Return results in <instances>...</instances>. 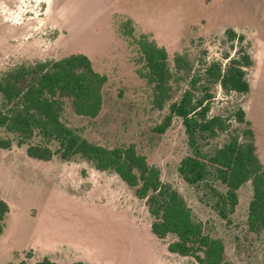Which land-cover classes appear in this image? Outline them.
I'll return each mask as SVG.
<instances>
[{"label": "rangeland", "instance_id": "obj_1", "mask_svg": "<svg viewBox=\"0 0 264 264\" xmlns=\"http://www.w3.org/2000/svg\"><path fill=\"white\" fill-rule=\"evenodd\" d=\"M127 20L133 37L123 33ZM231 30L243 40L230 41ZM142 34L167 49L172 66L176 53L187 55L191 75L213 60L226 62V53L242 48L251 55L249 92H226L213 85L210 114L230 118L231 133L249 127L264 165V0H0V77L22 64L86 54L107 77L102 108L90 118L77 115L67 103L63 121L92 142L134 144L161 169L163 181L184 196L195 218L224 241L229 264H264V232L247 226L251 182L240 187L235 211L223 219L213 207L211 189L192 186L179 173L180 160L190 151L181 119L174 118L164 132L156 128L188 83L182 81L163 108L153 107L135 41ZM239 107L249 125L232 116ZM226 137L220 132L204 140L203 148L212 150ZM0 138L13 139L11 148H0V197L11 208L0 235V264H35L45 256L61 261L85 253L117 255L122 264H195L193 259L175 263L168 257L173 236L152 234L154 219L145 201L116 173L99 171L81 156L63 160L56 154L40 161L29 157L27 144L19 145L3 128ZM212 184L226 189L218 181Z\"/></svg>", "mask_w": 264, "mask_h": 264}, {"label": "trees", "instance_id": "obj_2", "mask_svg": "<svg viewBox=\"0 0 264 264\" xmlns=\"http://www.w3.org/2000/svg\"><path fill=\"white\" fill-rule=\"evenodd\" d=\"M123 33L133 37L131 21L123 24ZM243 40L234 30L228 39ZM144 61L142 77L152 92V105L163 108L172 100L177 86L187 81L179 99L170 103L169 113L156 129L164 132L174 118H180L190 151L180 160L178 171L192 186L206 184L211 191L214 209L223 219L235 211L239 203L238 190L251 182L253 197L249 203L247 226L252 232H264V165L261 162L253 132H229L230 118L210 114L215 97L213 85L226 92L247 93L250 83L246 69L253 59L242 48L234 55L224 54L226 62L213 60L203 72L191 75L187 55L176 53L173 66L164 46L148 34L135 38ZM107 82L96 71L84 53H74L56 60L22 64L0 77V128L13 134L19 145L27 144L26 154L40 161L54 155L63 160L81 156L99 171H112L135 189L138 199L144 200L153 217L150 230L159 239L172 235L167 249L171 253L191 257L198 264H229L224 241L212 235L204 223L197 220L184 196L162 179L161 169L148 161L134 144L107 146L92 142L62 119L67 103L81 116L96 117L103 104L102 89ZM238 123L249 125L245 111L237 108L232 115ZM226 133V140L212 150L203 148V141ZM243 135V138H242ZM38 138L36 143L30 140ZM12 138H0V148L9 149ZM225 186L220 191L212 184ZM11 211L9 203L0 197V235ZM12 264V263H9ZM18 264H27L20 260ZM35 264H89L84 261L61 263L45 256Z\"/></svg>", "mask_w": 264, "mask_h": 264}, {"label": "crops", "instance_id": "obj_3", "mask_svg": "<svg viewBox=\"0 0 264 264\" xmlns=\"http://www.w3.org/2000/svg\"><path fill=\"white\" fill-rule=\"evenodd\" d=\"M47 257H49V256H47ZM168 257L171 258L172 260H174L175 263L177 261L178 262L183 261L182 263H184L185 259H192L191 257L181 256V255H178L176 253H171L169 251H168ZM50 259H52V258H50ZM54 261L61 262V263H70V262H74V261H84V262H87L89 264H122L121 257H118L117 255H115V256L108 255L105 257V256H100V255L94 254V253L81 254V256L79 258L66 259V260H61V261L60 260H54ZM191 261H194V260H191ZM194 263L198 264L195 261H194Z\"/></svg>", "mask_w": 264, "mask_h": 264}]
</instances>
